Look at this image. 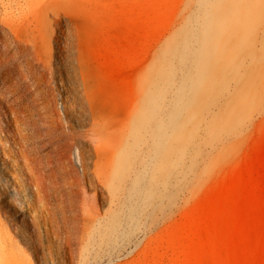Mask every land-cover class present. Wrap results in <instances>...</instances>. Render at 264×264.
Instances as JSON below:
<instances>
[{
    "label": "rangeland",
    "instance_id": "rangeland-1",
    "mask_svg": "<svg viewBox=\"0 0 264 264\" xmlns=\"http://www.w3.org/2000/svg\"><path fill=\"white\" fill-rule=\"evenodd\" d=\"M0 55V264H264V0H0Z\"/></svg>",
    "mask_w": 264,
    "mask_h": 264
},
{
    "label": "bare ground",
    "instance_id": "bare-ground-1",
    "mask_svg": "<svg viewBox=\"0 0 264 264\" xmlns=\"http://www.w3.org/2000/svg\"><path fill=\"white\" fill-rule=\"evenodd\" d=\"M8 38V37H7ZM9 39V38H8ZM6 44V43H5ZM2 50V48H1ZM9 49H7L8 51ZM5 51V50H4ZM2 53H4L2 51ZM3 55V54H2ZM11 56V52L10 54H8ZM4 56V55H3ZM2 56V57H3ZM14 56V55H13ZM1 57V55H0ZM9 57V56H8ZM12 58V57H11ZM2 59V58H1ZM5 59H8L7 57ZM4 61V59H3ZM3 64V63H2ZM4 65V64H3ZM3 69V68H2ZM87 87H84V93L87 95V97L84 98V101L85 103L88 105V108H89V114H90V117H91V120H92V131H93V137L98 141V143L101 145V146H106V147H109V148H114L120 141V139L122 137H124V135L126 134V131L124 127H126L125 125H123L122 123H120V119H119V122H117L115 120V118L113 117H109V113H108V110H107V106L106 104L103 102L104 100L100 97V95H98L97 93H90L87 91L86 89ZM89 90V89H88ZM96 91V90H95ZM20 101V100H19ZM19 103V102H18ZM24 103V102H23ZM22 104V103H21ZM27 104V103H26ZM42 105V104H41ZM19 106V105H18ZM20 107V106H19ZM17 108V107H16ZM19 109V108H18ZM22 109V107H21ZM33 109V108H32ZM16 111V110H15ZM28 111V110H27ZM26 111V107H25V112ZM17 112V111H16ZM15 112V113H16ZM23 112H24V109H23ZM24 112V113H25ZM30 114H31V111L29 110ZM23 113V114H24ZM17 114V113H16ZM15 114V115H16ZM20 114V113H18ZM18 114H17V119H14V120H17V122H20L18 120ZM22 114V113H21ZM22 114V115H23ZM25 114H28V113H25ZM14 115V116H15ZM25 116V115H23ZM27 116V115H26ZM94 120V121H93ZM25 121V120H24ZM31 123V122H30ZM16 125V124H15ZM19 125V124H18ZM17 126V125H16ZM20 127V126H19ZM23 129H24V125L22 126ZM22 129V130H23ZM19 132V130H18ZM16 132V133H18ZM57 133V132H56ZM56 133H53V132H50L48 133V140L50 139L51 142L55 143V144H62L63 143V135H59L57 136ZM72 133V132H71ZM19 134V133H18ZM23 134V132L21 133ZM51 134H55L56 137L55 138H51ZM47 135V134H46ZM17 136V134H16ZM18 137V136H17ZM20 137V136H19ZM26 137V136H25ZM47 137V136H46ZM73 137V136H72ZM23 138V136L21 137ZM24 139V138H23ZM47 141V140H46ZM19 142V141H18ZM17 142V143H18ZM45 143V141H44ZM48 143V142H46ZM16 144V142H15ZM22 145V144H21ZM25 145V144H24ZM45 146V145H44ZM43 146V147H44ZM58 146V145H57ZM18 147V146H17ZM25 147V146H24ZM42 147V146H41ZM55 147V146H54ZM33 149V148H31ZM43 149V148H42ZM21 150V149H20ZM25 150V149H24ZM28 151V149H26ZM25 150V151H26ZM30 150V148H29ZM41 150V149H40ZM43 151V150H42ZM20 152V151H19ZM37 152V151H36ZM27 153L26 152V155L25 153H22L20 155L23 156V160H26L28 162V157H27ZM34 153V152H33ZM4 155V154H3ZM29 156V155H28ZM31 157V156H29ZM34 158V157H33ZM40 158V157H39ZM31 160V159H30ZM40 160V159H39ZM24 162V161H23ZM41 162V161H40ZM38 161V163H40ZM5 160H3L1 154H0V171H7V168H6V164H5ZM26 163V162H25ZM30 163V161H29ZM34 163V162H33ZM31 164V163H30ZM29 164V166H30ZM37 164V163H35ZM42 164V163H41ZM27 165V163H26ZM39 165V164H38ZM41 166V165H39ZM45 166V165H44ZM47 166V165H46ZM34 167V166H33ZM43 167V166H42ZM30 168V167H29ZM35 168V167H34ZM37 169V168H36ZM10 175V174H9Z\"/></svg>",
    "mask_w": 264,
    "mask_h": 264
}]
</instances>
